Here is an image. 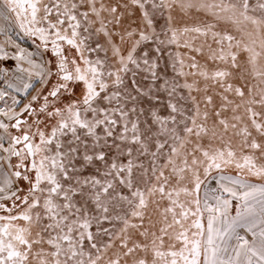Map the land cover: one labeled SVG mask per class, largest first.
I'll list each match as a JSON object with an SVG mask.
<instances>
[{"label": "snow or ice", "instance_id": "obj_1", "mask_svg": "<svg viewBox=\"0 0 264 264\" xmlns=\"http://www.w3.org/2000/svg\"><path fill=\"white\" fill-rule=\"evenodd\" d=\"M177 7L235 33L174 27ZM95 22L116 64L85 56ZM0 37V264H264V0H0ZM142 44L201 55L206 44L224 67L190 56L185 73L180 53L169 56L180 76L219 86V106L208 95L201 112L192 97L185 116L159 58L137 56ZM115 240L121 251L105 260Z\"/></svg>", "mask_w": 264, "mask_h": 264}, {"label": "flooded vegetation", "instance_id": "obj_2", "mask_svg": "<svg viewBox=\"0 0 264 264\" xmlns=\"http://www.w3.org/2000/svg\"><path fill=\"white\" fill-rule=\"evenodd\" d=\"M104 3V4H109L114 2V0H97V4L99 5L100 3ZM105 16H107V14H104ZM138 15V13H137ZM167 15V13H165V16ZM173 26L174 27H184L185 25L187 26H194V25H199V26H203L204 24L207 23H214L216 24V30H231L233 33H235V29L233 28V26H231L230 24L225 23L224 21H216L213 17H211L210 15H206L203 12H191L190 14H185L180 8H176L174 9L173 13ZM135 18V17H133ZM93 20H95V17H92ZM107 23V21H105ZM127 19L125 20V25H127ZM156 24H157V31H160L164 25H165V17H162L160 15L156 16ZM92 29V34L90 39L88 40V46H89V51L85 52V56H89L90 53V58L92 59H96L98 56L100 58H106L108 60L109 63L111 64H116V58L113 55L112 52V46L108 43L107 38L104 37V35L102 33L97 34V29L100 28V24L98 22L93 23L91 26ZM109 30H113L114 25H109ZM117 31H119V29H116ZM87 35V34H85ZM195 33H190L189 36H195ZM29 39V38H28ZM31 40V39H29ZM113 41L116 45L119 46V37H114ZM204 41V38L201 37L197 40H195L194 42V46L199 47ZM32 42V41H31ZM209 43H211V41H209ZM28 47L31 46L30 42H26L25 43ZM124 44V43H123ZM102 46L104 51H91L92 48H96L97 46ZM130 47V46H129ZM128 44L127 45H123V48H125L126 50L129 48ZM156 45L154 44H142L141 47L139 49H137V56H141L143 51H148L149 52V57L150 59H157V57L159 58V68L157 69L160 76L163 77L164 79H167L169 81H175L177 86L176 89V93L174 95V97H172V102L173 103H177L178 107H180L181 109L184 110V114L185 116L188 115H194V108L195 105L193 103V100L191 99L192 97H195V101L196 103H198L200 105L201 108V112L204 111V100L205 97L210 95L213 97V104L216 106H219L220 100H219V96L217 95L218 92L222 91L219 86H213V82L212 81H206L203 77L201 76H192V75H187V76H180L178 74L179 72V66H177L176 70L173 69V60L172 58L169 56V53H173V55H175V53H180V57L182 59H184L185 61V66L183 68V71L185 73H189L190 71H195V70H191L187 65H189L190 63H192V61L189 59L190 56H194L196 58V61L199 62V64L201 65L202 68H205L211 73L212 71H214L217 66L219 67H224L223 65H218L216 63H213L211 60H208L207 57L209 55V49L207 47V45H204L203 48V55L197 53V52H193L190 51L187 48H177L175 45H166L163 49V51L161 53H154V49H155ZM213 47H215V45H213ZM30 49V48H29ZM106 53V56H105ZM65 54L69 56V58L73 57V56H78V53L75 52V50H69L68 46L65 45ZM126 54V53H125ZM83 66V65H82ZM146 75V73H145ZM185 82L192 84L193 82H195V88H199L200 91H196L195 88L192 91H189V89L184 88V87H180L179 85H183ZM234 84H238L240 81L237 79H234L232 81ZM208 86V91L205 92L204 88L205 86ZM181 97H183V99H181ZM170 98L167 96L166 93L162 94L161 97V106L159 108V110L162 113H167L168 109H166L164 107V105L167 104L168 100ZM210 112L212 111V106H209L208 109ZM212 119H214V117H212ZM235 143V142H234ZM228 172H236L235 169H229ZM215 174V173H214ZM155 215H153V219H155ZM135 222V221H133ZM145 227H148V220L146 218L145 220ZM130 232H133L134 230H129ZM134 239L136 240H140L141 238L138 236H134ZM105 240H107V238H105ZM121 241L120 240H115L113 242V248L109 249L108 252L105 254L104 259L107 260L109 257L115 258L114 253H117L120 250L119 245H120ZM128 260V264H131V258H125ZM121 264H125L124 260H121Z\"/></svg>", "mask_w": 264, "mask_h": 264}, {"label": "rangeland", "instance_id": "obj_3", "mask_svg": "<svg viewBox=\"0 0 264 264\" xmlns=\"http://www.w3.org/2000/svg\"><path fill=\"white\" fill-rule=\"evenodd\" d=\"M19 36L25 41V43H26V42H28V43L30 42V43H31L30 45H32V49H28V50L33 51V45H34V44L31 42V40H29L27 37H24L22 34H20ZM124 44H125V45L128 44V47H129V46H130V41H129V42H125ZM124 44H122V43L120 42V39H119V47L121 48L122 52L126 53V49L123 48V45H124ZM34 46H35V45H34ZM34 50H35V52H36V48H34ZM37 56H39V53H37ZM44 58H46V59H51V60L53 61V63H55V57L51 56L50 52H49L48 54H46ZM37 87H39L38 83H37ZM33 94H35V93H33ZM30 99H31V97H28L27 99H25V100L23 101V103H27L28 100H30ZM227 174H229V175H236V172H234V173H232V172H227ZM214 175H215V174H214ZM251 179H252V182H255V183H261V181L258 180V179H255V178H251ZM210 186H211V187H215V186H216V183H215L214 180L212 181V183H211ZM234 203H235V202H234ZM234 214H235V213H234Z\"/></svg>", "mask_w": 264, "mask_h": 264}, {"label": "crops", "instance_id": "obj_4", "mask_svg": "<svg viewBox=\"0 0 264 264\" xmlns=\"http://www.w3.org/2000/svg\"><path fill=\"white\" fill-rule=\"evenodd\" d=\"M13 38L20 44L21 47L23 48H26V49H32V45L31 46H27L25 44V41L19 36V35H16L15 33L13 34ZM3 40V37H0V41ZM35 46L33 45V52H35L34 50ZM233 214H234V210H233ZM243 234V233H242ZM249 239H251V237L249 236Z\"/></svg>", "mask_w": 264, "mask_h": 264}]
</instances>
